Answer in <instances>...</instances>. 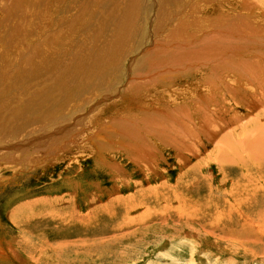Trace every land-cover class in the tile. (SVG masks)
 I'll return each mask as SVG.
<instances>
[{"label": "rangeland", "instance_id": "374dc122", "mask_svg": "<svg viewBox=\"0 0 264 264\" xmlns=\"http://www.w3.org/2000/svg\"><path fill=\"white\" fill-rule=\"evenodd\" d=\"M263 151L264 0H0V264H264Z\"/></svg>", "mask_w": 264, "mask_h": 264}, {"label": "bare ground", "instance_id": "6f19581e", "mask_svg": "<svg viewBox=\"0 0 264 264\" xmlns=\"http://www.w3.org/2000/svg\"><path fill=\"white\" fill-rule=\"evenodd\" d=\"M131 20V19H130ZM126 22L127 21H123V22H121L120 24H118V25H116V26H118L119 28H118V33H117V35H116V37H120L121 36V33H122V31H125L124 29H125V25H127L126 24ZM125 24V25H124ZM131 26V25H130ZM128 27V26H127ZM129 31V30H128ZM116 33V32H115ZM129 34V33H128ZM122 35H123V33H122ZM125 36H126V34H125ZM114 48H115V45H114V47H113V51H114ZM75 66V65H74ZM73 67V66H72ZM169 67V66H168ZM262 67V66H261ZM80 68H82V67H80ZM215 69V68H214ZM69 70V69H68ZM67 71V70H66ZM64 72V71H63ZM63 84V83H62ZM71 88V87H70ZM65 94V93H64ZM60 100V99H59ZM264 152V151H263ZM253 155V154H252ZM261 210V209H260Z\"/></svg>", "mask_w": 264, "mask_h": 264}]
</instances>
